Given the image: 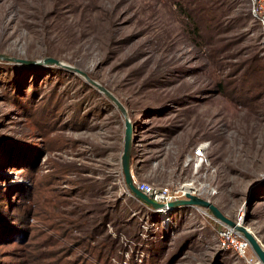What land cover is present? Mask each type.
Listing matches in <instances>:
<instances>
[{"label": "rangeland", "instance_id": "obj_1", "mask_svg": "<svg viewBox=\"0 0 264 264\" xmlns=\"http://www.w3.org/2000/svg\"><path fill=\"white\" fill-rule=\"evenodd\" d=\"M210 1L0 0V264H246L207 209L133 196L122 114L45 57L123 104L133 181L195 177L264 244V30L250 0Z\"/></svg>", "mask_w": 264, "mask_h": 264}, {"label": "water", "instance_id": "obj_2", "mask_svg": "<svg viewBox=\"0 0 264 264\" xmlns=\"http://www.w3.org/2000/svg\"><path fill=\"white\" fill-rule=\"evenodd\" d=\"M38 62H42L45 64H50L57 66L59 68H63L69 71H73L77 74L82 75L87 82L96 87L99 91L103 92L116 106L119 112L122 114L124 119V136H123V151L121 156V169L124 176V181L127 188L132 192L133 196L144 202L147 205H151L154 208L164 207L165 204L158 203L153 201L148 195L139 191L135 183L133 181L131 171H130V159H131V145H132V130L133 125L131 124L127 111L123 104L104 86L99 84L97 81L91 79L85 72L82 70L73 67L71 65L65 64L62 61L53 58V57H45ZM168 207H183V206H194L198 208L207 209L212 217L219 222L220 224L233 228L237 233H239L250 245L251 250L255 253L258 259L264 264V250L261 247V243L258 238L241 222H235L225 216L220 209L213 204L209 199H205L201 196L191 195L186 193L185 198L173 200L167 203Z\"/></svg>", "mask_w": 264, "mask_h": 264}, {"label": "built area", "instance_id": "obj_3", "mask_svg": "<svg viewBox=\"0 0 264 264\" xmlns=\"http://www.w3.org/2000/svg\"><path fill=\"white\" fill-rule=\"evenodd\" d=\"M253 5V12L259 19L261 27L264 30V0H250ZM206 145L200 144L193 150L185 162L186 164L192 163V173L198 174L202 167L208 165L204 152ZM136 188L148 195L153 201L165 204L161 210H171L172 207H168L167 203L185 198L186 193L197 196H204L211 194V187L203 184H199L195 177L190 180L184 181L180 184H160L156 185L151 182H136L134 181ZM204 212V211H203ZM205 213V212H204ZM217 231L218 246L221 249L232 250L239 259H242L246 264H263L255 253L251 250L249 243L233 228L222 225ZM261 247L264 250V244L261 243Z\"/></svg>", "mask_w": 264, "mask_h": 264}, {"label": "trees", "instance_id": "obj_4", "mask_svg": "<svg viewBox=\"0 0 264 264\" xmlns=\"http://www.w3.org/2000/svg\"><path fill=\"white\" fill-rule=\"evenodd\" d=\"M196 2H197V4L199 5H203V4H210V0H196ZM192 12V11H191ZM190 15H188V17H189ZM259 20V19H258ZM194 23L196 24V26H198V22H196V21H194ZM6 194H8L7 193V188L6 187H1L0 186V208L1 209H3V206H4V203L6 202V200H8V198H7V195ZM176 208H179V207H176ZM175 208V209H176ZM172 209H174L173 207H172ZM171 209V210H172ZM0 216H1V211H0ZM7 226H9L8 224L6 225V227ZM6 227H4V225L2 224V223H0V230L2 229V228H6ZM218 227L219 228H222L223 226L222 225H218ZM9 236H11V235H9ZM160 244H158V248H160Z\"/></svg>", "mask_w": 264, "mask_h": 264}]
</instances>
